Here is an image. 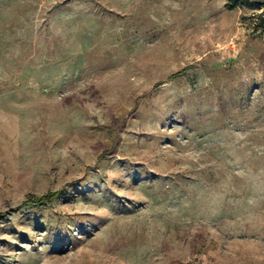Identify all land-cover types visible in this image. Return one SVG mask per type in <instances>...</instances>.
I'll return each mask as SVG.
<instances>
[{
    "label": "rangeland",
    "instance_id": "374dc122",
    "mask_svg": "<svg viewBox=\"0 0 264 264\" xmlns=\"http://www.w3.org/2000/svg\"><path fill=\"white\" fill-rule=\"evenodd\" d=\"M262 3L0 0V264H264Z\"/></svg>",
    "mask_w": 264,
    "mask_h": 264
},
{
    "label": "trees",
    "instance_id": "16d2710c",
    "mask_svg": "<svg viewBox=\"0 0 264 264\" xmlns=\"http://www.w3.org/2000/svg\"><path fill=\"white\" fill-rule=\"evenodd\" d=\"M262 15H264V3H262ZM60 195V191H48L38 197H28L25 200L26 204L34 206H44L49 205L52 200Z\"/></svg>",
    "mask_w": 264,
    "mask_h": 264
}]
</instances>
